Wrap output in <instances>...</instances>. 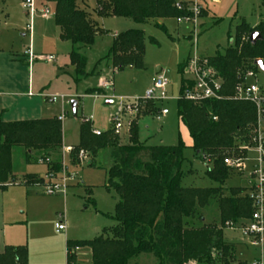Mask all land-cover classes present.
<instances>
[{"label":"rangeland","instance_id":"obj_1","mask_svg":"<svg viewBox=\"0 0 264 264\" xmlns=\"http://www.w3.org/2000/svg\"><path fill=\"white\" fill-rule=\"evenodd\" d=\"M22 1L0 0V96L6 100L5 105L7 104L3 110L9 113L5 119L21 117L26 118L22 121H31L64 111L65 119L61 123L64 148L79 144V128L85 120L93 122L100 130L111 131L119 146H127L130 143V124L135 121L140 144L149 147H173L181 143L184 146V162L181 166L183 177L180 183L182 187L218 186L205 176V163L191 149L188 132L177 118L176 108L181 93L182 75L177 70L181 64L185 67L188 59L196 54L201 58L223 54L233 44V40L228 41V33L233 36L235 27L241 22L251 28L264 22V0H220L219 3H213L212 0H178L186 3V10L192 14V17H184L189 18V22L177 23L179 18L165 19L160 24L161 27H157L155 21L136 24L130 19L100 16L97 14L95 0H77L80 10L104 31L91 48L80 51L87 59V73L107 55L117 35L129 30H139L145 38L143 68L129 67L112 74L113 87L102 91L101 97H105L103 99L86 95V92L100 91V79H108L112 68L108 70L107 62H103L96 71V76L77 81L74 70L69 65L72 46L68 42L60 41L53 21V8L50 9L51 15L44 19L42 10L45 0H35V15L31 18L26 15ZM150 39H154L158 46L151 44ZM27 50L35 57L31 67L24 57ZM47 56H53L54 62H46ZM65 66L68 69L60 71ZM157 69L168 83L167 100L148 102L137 112L127 111V104L124 103L143 99L146 91L151 88ZM258 81L260 85H264L263 68L258 72ZM54 95H67L66 103L51 105L45 97ZM107 101L112 104L107 105ZM72 102L78 104L75 111ZM122 106L124 113H120ZM149 108L166 109L169 114L157 119ZM116 116L120 117L117 134L113 132L114 124L111 123ZM250 143V148H254L252 139ZM63 147L61 155L54 156L52 160L63 161L68 171L78 173L77 179L68 183L65 196H47L43 193L42 186L27 188L19 183L24 176H43L48 171V167L40 162L26 164L21 148H14L12 152V175L17 183L9 185L4 191L0 190V244L2 230L5 229V233L21 240V245L26 246L27 251L30 248L33 256L34 235L38 231L42 233L44 245L39 249V254L37 251L32 264H65L67 240L106 238L108 231L115 225L111 219L115 194L105 190V171L111 165V149L100 151L95 165L89 167L88 153H85L83 159L73 162ZM239 150L232 151L231 156L227 157L234 166H227L231 176L224 185L226 197L229 196L228 189L249 187L248 175L256 154L246 149ZM39 156V153H35L32 160H39ZM240 164H243V170L238 169ZM86 190L91 191L89 198L94 205L86 202ZM198 214L203 217L202 224L219 221L216 203L198 211ZM60 218L63 219L66 229L56 233L54 226L62 221ZM193 224L196 227L201 226L197 221ZM244 227V224H238L235 228H227L223 231V237L228 244L235 245L238 262L253 264L261 261L263 245L259 247L249 243L242 231ZM1 248L2 245L0 250ZM77 252H80L76 257L78 264H91L88 249H77ZM129 264L157 262L151 256L140 255Z\"/></svg>","mask_w":264,"mask_h":264},{"label":"trees","instance_id":"obj_2","mask_svg":"<svg viewBox=\"0 0 264 264\" xmlns=\"http://www.w3.org/2000/svg\"><path fill=\"white\" fill-rule=\"evenodd\" d=\"M45 2L54 5L53 21L59 39L72 46L69 65L77 81L96 76L103 62L115 72L129 67L143 68V32L129 30L114 38L107 55L87 73V59L80 51L91 48L104 31L77 8L76 0ZM95 4L100 16L130 19L136 24L192 17L186 10L187 4L176 0H95ZM156 26L161 27L160 24ZM254 33L259 37L251 40ZM227 36L233 44L223 54L207 58L222 80V99L195 105L180 98L176 108L179 123L190 137L191 149L205 163V176L218 186H181L184 162L181 143L173 147L140 144L135 121H132L129 145L119 146L111 131L95 136L92 123L83 121L79 128V144L72 148L69 158L75 162L78 153L84 151L90 156L88 164L91 167L100 151L111 149V165L105 171V190L115 194L111 216L115 225L106 238L67 241L65 264H78L77 249L90 250L91 264H129L140 255L151 256L157 264H242L236 260L235 245L224 240L223 231L238 224L245 225L251 219L253 207L247 198V187L228 189L229 196H224V185L231 176L224 160L232 151L251 146L256 121L254 106L235 100L233 93L239 75L246 69L264 70V22L255 28L241 22L235 27L234 35L228 33ZM150 43L158 46L154 39H150ZM257 61L262 65L254 66ZM183 70L184 64L179 65L177 72L181 75ZM86 95L102 96L103 92L89 90ZM149 110L154 115L159 111ZM62 147V126L56 118L11 123L0 118V190L17 183L12 175L14 148L23 149L26 164L41 161L50 171L59 173L61 161L52 158L61 155ZM31 153H39V160L31 163ZM19 183L27 188L41 187L43 179L27 175ZM86 194V202L94 205L89 198L91 191L86 190ZM212 203L217 205L219 221L202 224L203 217L198 211L209 208ZM195 221L201 226H194ZM262 258L264 261V241ZM0 264H28L26 246H5L0 252Z\"/></svg>","mask_w":264,"mask_h":264},{"label":"built area","instance_id":"obj_3","mask_svg":"<svg viewBox=\"0 0 264 264\" xmlns=\"http://www.w3.org/2000/svg\"><path fill=\"white\" fill-rule=\"evenodd\" d=\"M213 3H219V0H212ZM35 0H23L22 7L26 11V15L31 18L35 15L34 9ZM181 10V7H178ZM51 15V11L48 8H43L42 17L47 19ZM189 18L178 19L177 23L189 22ZM31 31V28H29ZM24 57L27 59V64L31 67L35 61L34 55L27 50L24 53ZM45 61L54 62L53 56L45 57ZM257 64L255 63L254 66ZM116 72L112 70L108 79H100V89L106 90L113 87L112 74ZM181 88L180 98L189 101L195 105H198L204 101H218L222 99L221 88L222 80L218 76L215 69L210 65L207 58H201L194 56L189 58L181 75ZM168 87L167 81L157 74L152 81L151 88L146 91L143 99L134 100L127 104V111H140L148 102H163L167 100L166 88ZM233 98L237 101L247 102L254 106L256 121L253 131V143L254 148L242 146V150L246 149L249 152L252 151L256 154L254 164L248 175L249 187L247 189V198L251 202L253 207V213L251 219L246 222L243 233L250 239V243L254 246H262L264 241V85H260L258 81V72L253 69H246L241 75H239V82L234 88ZM29 96H33L29 94ZM52 105L66 103L67 95H54L51 97H45ZM132 104V105H131ZM120 113L123 112V106ZM168 114V110L161 109L154 116L159 119ZM57 121L62 123L65 119V112L62 111ZM113 125V132L117 134L120 128V117L116 116L111 120ZM95 136H99L101 132L92 130ZM64 151L70 157L72 148H65ZM85 152L80 151L76 156L77 160L83 159ZM70 159V158H69ZM41 165L42 162L39 161ZM226 166H234V163L230 159L224 160ZM239 170H243V164L238 165ZM78 173H72L67 170L66 164L61 162V171L54 173L48 169L46 174L41 178L43 179V193L47 196L63 195L65 196L68 183L77 179ZM62 221L55 224V231L57 233L63 232L66 229V225ZM253 264H264L263 258L261 261Z\"/></svg>","mask_w":264,"mask_h":264},{"label":"crops","instance_id":"obj_4","mask_svg":"<svg viewBox=\"0 0 264 264\" xmlns=\"http://www.w3.org/2000/svg\"><path fill=\"white\" fill-rule=\"evenodd\" d=\"M177 2H179L178 0H176ZM219 2H220V0H219ZM182 3V2H181ZM76 6H77V8L80 10V8L78 7V4H77V0H76ZM48 8L49 10L51 9V7L54 9V5L53 4H51V3H47V2H45V5H43V8ZM51 11V10H50ZM53 13H52V16L54 15V11H52ZM155 22H157V24H161L162 23V21H155ZM56 27V26H55ZM57 28V27H56ZM57 32H58V37H59V31H58V29H57ZM23 37H25L24 35H23ZM61 41V40H60ZM195 56H197V57H201V56H198L197 54L195 55ZM72 68V67H71ZM65 69H68V67L67 66H65L64 68H60V71H63V70H65ZM108 70L109 69H111V67H109V68H107ZM159 72V69H157L156 70V72ZM156 73V75L157 74H159V73ZM91 96H93V97H95V98H99V99H103V98H105V97H101V96H95V95H91ZM31 97H33V96H31ZM2 97L0 96V118H1V120L3 121V122H5V123H11V122H19V121H22V120H24V119H26V118H21V117H18V118H7V119H5L4 117L5 116H9V113H8V111L7 110H3V109H5V107H6V105H5V103H4V101H6L5 99H1ZM107 98V97H106ZM108 100V99H107ZM2 101V102H1ZM74 103V105H75V109L77 110V108H78V104L76 103V102H72L71 103V105ZM106 104L107 105H110V104H112L110 101H107L106 102ZM52 105V104H51ZM168 114H169V112H168ZM167 114V115H168ZM60 114H56V113H53V114H51V115H49L47 118H42V119H38V120H45V119H51V118H56V117H58ZM166 115V116H167ZM22 117H24V116H22ZM28 119V118H27ZM89 121V120H88ZM91 122V121H90ZM92 123V128H93V130H96V131H99V132H101V133H103V132H106V130H100V129H98L97 127H95V125L93 124V122H91ZM108 131V130H107ZM144 145V144H143ZM64 148V147H63ZM68 148H70V147H68ZM73 148V147H72ZM65 149V148H64ZM35 153H31V156H33ZM95 162H96V159L94 160V163H93V166L95 165ZM31 163H33V160H32V162ZM93 166H91V167H93ZM40 178L42 177V176H39ZM54 228H55V226H54ZM4 230L5 229H3L2 230V232H3V234H2V241H1V244L0 245H2V250H0V252H2L3 251V249H4V247L5 246H12V247H18V246H22L21 244H23V242H21V240H19V239H16L15 237H12V235L11 234H8V233H5L4 232ZM56 232V231H55ZM57 233V232H56ZM247 240H248V242L250 243V239L249 238H247ZM67 241H69V240H67ZM66 241V242H67ZM32 245H34V251H33V256H32V254H31V250H30V248L28 249V264H32V262H33V260H35V258H34V256L36 255V253H37V251H38V254H39V249L41 250L42 249V247H43V245H44V240H43V236H42V233L40 232V231H38V232H36V234L34 235V242H32ZM83 250V249H82ZM89 250V249H88ZM236 250V249H235ZM262 250V249H261ZM89 252H90V250H89ZM65 253H66V244H65ZM78 253H80V252H77L76 253V257H77V254ZM90 255H91V253H90ZM262 257V256H261ZM34 258V259H33ZM77 261H78V259H77Z\"/></svg>","mask_w":264,"mask_h":264},{"label":"water","instance_id":"obj_5","mask_svg":"<svg viewBox=\"0 0 264 264\" xmlns=\"http://www.w3.org/2000/svg\"><path fill=\"white\" fill-rule=\"evenodd\" d=\"M259 37V34L258 33H254L252 36H251V40H255V39H257ZM256 64L258 65V66H261L262 65V63H261V61H257L256 62ZM158 72V71H157ZM156 72V73H157ZM72 108H73V110L75 109V105H74V103L72 104ZM75 111V110H74Z\"/></svg>","mask_w":264,"mask_h":264}]
</instances>
